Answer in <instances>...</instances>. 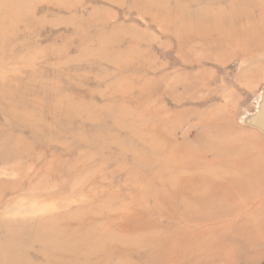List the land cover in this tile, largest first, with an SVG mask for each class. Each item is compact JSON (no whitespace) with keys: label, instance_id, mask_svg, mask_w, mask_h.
Wrapping results in <instances>:
<instances>
[{"label":"rangeland","instance_id":"374dc122","mask_svg":"<svg viewBox=\"0 0 264 264\" xmlns=\"http://www.w3.org/2000/svg\"><path fill=\"white\" fill-rule=\"evenodd\" d=\"M263 95L264 0H0V264H264Z\"/></svg>","mask_w":264,"mask_h":264},{"label":"water","instance_id":"95a60500","mask_svg":"<svg viewBox=\"0 0 264 264\" xmlns=\"http://www.w3.org/2000/svg\"><path fill=\"white\" fill-rule=\"evenodd\" d=\"M250 123L254 126L259 127L264 132V95L260 112L257 116L250 119Z\"/></svg>","mask_w":264,"mask_h":264},{"label":"bare ground","instance_id":"6f19581e","mask_svg":"<svg viewBox=\"0 0 264 264\" xmlns=\"http://www.w3.org/2000/svg\"><path fill=\"white\" fill-rule=\"evenodd\" d=\"M264 239V235H263V237H261V236H258V237H255L254 238V242H258V241H261V240H263ZM261 255V254H260ZM252 258V257H251Z\"/></svg>","mask_w":264,"mask_h":264}]
</instances>
